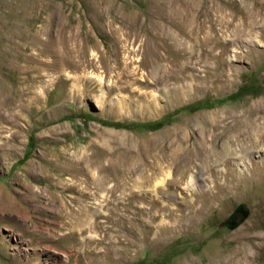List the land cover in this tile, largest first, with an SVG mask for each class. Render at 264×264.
I'll return each mask as SVG.
<instances>
[{"label": "rangeland", "instance_id": "obj_1", "mask_svg": "<svg viewBox=\"0 0 264 264\" xmlns=\"http://www.w3.org/2000/svg\"><path fill=\"white\" fill-rule=\"evenodd\" d=\"M250 109L264 123V0H0V264H207L264 234V151L168 164ZM87 170L104 192L64 190Z\"/></svg>", "mask_w": 264, "mask_h": 264}, {"label": "bare ground", "instance_id": "obj_2", "mask_svg": "<svg viewBox=\"0 0 264 264\" xmlns=\"http://www.w3.org/2000/svg\"><path fill=\"white\" fill-rule=\"evenodd\" d=\"M156 54L158 55V53H156ZM156 64L159 65L160 63L154 62V65H156ZM191 69H193V68H191ZM174 75L175 74H173V73H169L168 78H171ZM195 75H196V73H195ZM190 77H191V75H190ZM256 114H258L257 111L250 109L249 111H244L242 113L234 114V115H231L230 117L220 116V115H218V116H220L221 118L218 116H217L218 118L217 117H215V118L210 117L204 123V129H205L204 134L205 135H203V137L200 139L201 143L200 144L195 143L194 146L189 145L190 147H188L186 145L187 147L185 146V147L177 148V150L174 151V154L171 155V157H170L171 161L168 164L177 166L178 170L181 171V174L183 176V174L186 173V170L188 169L190 163H192L196 159L207 161V163H209V166H210V164L211 165L212 164L217 165L218 163H221V162L222 163L225 162L226 165L229 164V162H230V164H232L233 161H234V164L239 165L241 162L246 160V157L244 156L245 153L251 154V152H254L253 149H258V151H260V152L264 151V123H258L257 124V121H255V120H258L257 118H255ZM259 118H261V117H259ZM229 127H232L231 129H233V131L231 130V132H229L228 134H225V132H227V131L223 132L224 130H222L223 134L219 135L218 130L220 131L221 128H229ZM209 135L212 136L211 139L209 138ZM224 136H226V138L224 140H222V143L219 144V147L216 146V149L219 148L220 151L218 153H217V151H213L214 149H211L212 148L211 143L213 144V142L216 139H218V138L222 139ZM237 140L238 141L243 140L245 142L249 141L250 144H247V146L243 145L241 147V149L238 150V149L233 148V144H232ZM195 142H197V141H195ZM216 145H218V144H216ZM194 173H192L190 175V178H189V185H188V186H190L189 190H195V188L196 189L198 188L195 185L197 176ZM83 174L85 177H84V179H82V181L86 183L84 186H82L81 188H78L77 185H79L80 183L75 182L74 185H71V184H70V186L67 185L68 186L67 189H64V190H77L83 198L87 199V198H90V196L92 194L91 190H90L91 187L89 185V183L92 182V183L96 184L97 190L100 193L104 192L103 187L105 186V182H104L105 180L102 181L100 179L95 178L93 173L91 171H88V170L85 171ZM134 191H135V189H134ZM205 192L206 191L203 190V193H205ZM208 192H210V194H211L212 191H207L206 193L208 194ZM194 193H195V191H193L192 195ZM212 195H215V192H213ZM67 197H69V196L67 195L66 197H63V198H64V202L67 205V208H69V207H71V203L67 199ZM197 200H198L197 198L196 199L193 198L192 200L188 201L189 205L192 206V209H191L192 212L193 211H195V212L203 211L202 206H196ZM203 207H205V206H203ZM152 208H153L152 206L149 209H148V207L147 208L146 207H140V209L138 211H141V213L144 216L141 219L139 218L140 219L139 222H140V225H141L143 230L146 229L148 233H150V234L154 233L155 234L154 224L156 222L155 221L156 215L153 213ZM147 210H149V211H147ZM86 211L89 212V214H87V215H90L92 213L91 209L88 206H86L85 208L81 207L80 210L74 209L71 211H68V209L63 208L62 210H60V213H63V214L65 213L64 216H66V217L69 216V218H76L77 219V217L79 215L85 214ZM148 213L150 214V217H149L150 220L149 221L146 220V217H145V215ZM138 215H140V214H138ZM192 215H190V216H192ZM86 220H88V218H86ZM171 227H173V226H171ZM174 230H175V228H174ZM167 231H169V230H167ZM238 236H239L238 238L240 239L238 242L239 245H237L227 255L226 254L225 255L224 254L223 255H220V254L212 255L207 264H257V262H256L257 259L264 257V234L253 235V236H255V238L253 239V237H251L250 235H247V233H244L242 231L241 233H239ZM151 240L156 241L155 237L150 238V241ZM181 261L183 262V260H181ZM185 263L187 264V262H185ZM188 263H189V261H188ZM196 263L193 262L191 264H196Z\"/></svg>", "mask_w": 264, "mask_h": 264}]
</instances>
